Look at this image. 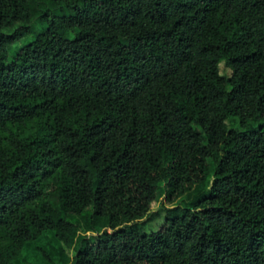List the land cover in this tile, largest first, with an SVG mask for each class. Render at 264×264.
I'll return each instance as SVG.
<instances>
[{
  "label": "trees",
  "instance_id": "16d2710c",
  "mask_svg": "<svg viewBox=\"0 0 264 264\" xmlns=\"http://www.w3.org/2000/svg\"><path fill=\"white\" fill-rule=\"evenodd\" d=\"M75 235L71 264H264V0H0V264Z\"/></svg>",
  "mask_w": 264,
  "mask_h": 264
},
{
  "label": "rangeland",
  "instance_id": "374dc122",
  "mask_svg": "<svg viewBox=\"0 0 264 264\" xmlns=\"http://www.w3.org/2000/svg\"><path fill=\"white\" fill-rule=\"evenodd\" d=\"M14 28L7 30L6 33H11L13 31ZM70 37V36H69ZM31 39V37L20 41L19 43L13 45L10 49V53H13L14 50H16L17 48H19L22 44L28 42ZM235 123V122H234ZM234 128L237 130L236 128V124H234ZM212 169V168H211ZM211 175H209V178L207 179V181L204 183V186L206 185V187H209L210 182L212 181V178L210 177ZM203 188V186H202ZM181 203V200H177L176 202H174L171 205H166L164 202V198L160 197L157 201V205L155 208L151 209L150 212L156 211L160 206H163L164 208H170L172 206L178 205ZM91 233H87L86 235H90ZM78 244V235H75L68 247V249L66 250H62L61 252V256H62V260L65 261V264H71L72 263V255L74 250L76 249ZM50 257L51 259V263L52 264H59L58 262H56L57 256L55 254H51ZM61 260V261H62ZM49 261H45L43 258H39L36 256V254L32 251V249L27 248L24 250L23 252V256L18 259L16 264H50Z\"/></svg>",
  "mask_w": 264,
  "mask_h": 264
}]
</instances>
